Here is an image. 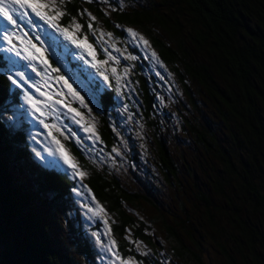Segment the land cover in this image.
<instances>
[{"label": "trees", "instance_id": "obj_1", "mask_svg": "<svg viewBox=\"0 0 264 264\" xmlns=\"http://www.w3.org/2000/svg\"><path fill=\"white\" fill-rule=\"evenodd\" d=\"M64 5L63 26L73 18L82 23L89 11L114 33L113 23L139 29L178 81L184 75L204 94L222 124L225 140L210 146L199 135L197 141L206 150L215 148L220 172L212 194L227 203V207L214 209L203 199L207 224L224 231L218 224L225 220L234 229L228 252L221 243L216 244L225 260L237 251L239 264H264V0H157L149 2V8L113 11L110 16L97 5L78 0ZM181 23L188 29L191 49ZM171 29L176 40L168 44L162 32L169 34ZM2 61L0 55V108L10 95ZM138 78L141 120L152 130L157 163L167 180V176H175V167L162 140L163 128L152 96ZM100 104L108 109L112 92L103 91ZM109 127L107 118L99 115L96 134L105 150L114 142ZM69 150L84 171L90 195L112 219L110 232L121 258L161 264L157 256H142L132 248L137 242L151 250L155 247L140 220L125 209L141 198L130 194L113 176L90 166L74 147ZM71 188L65 174L31 157L23 132L13 131L0 118V264H75L60 243L62 221L57 211ZM188 218L184 221L189 222ZM165 228L167 238L176 244L174 255L190 256L177 234ZM127 232L132 234L131 241L124 237ZM77 250L82 252L83 246Z\"/></svg>", "mask_w": 264, "mask_h": 264}, {"label": "rangeland", "instance_id": "obj_2", "mask_svg": "<svg viewBox=\"0 0 264 264\" xmlns=\"http://www.w3.org/2000/svg\"><path fill=\"white\" fill-rule=\"evenodd\" d=\"M78 1L97 5L106 16H110L113 11L149 8L147 4L157 0ZM64 2L68 0H63V3L59 0H49L53 7L46 9L47 14L54 16L56 11L64 12ZM85 14L82 23L72 19L65 26L60 25V19L64 15L56 17V23L68 27L69 31L80 39L87 36V43L93 45L98 61L107 59L102 51L104 48H107L113 57L118 58V63L110 60L107 65H100L101 70L109 76V84H103L97 76L96 83L91 84L86 92L81 93L88 107L82 106L79 99L73 98L56 76L73 75L77 82L87 83L85 76L88 72H95V69H90L88 66L81 69L80 65L83 62L65 56L66 49L57 50L59 63L49 57L53 66L60 67L61 72L50 73L47 80L36 77L30 68L25 67L27 62L19 58H14L17 60V65L13 67L5 59L11 54L0 50L3 59L2 74L6 77L9 74L4 72L5 67L11 68L12 72L26 71L34 80L40 81V87L46 95L62 100L60 105L47 107L46 105H51V101L35 93L34 89H30L29 91L37 99L44 101L41 107L46 115L39 117L38 114L34 115L30 106L26 104L23 91L8 80L9 99L0 108L1 120L13 131L24 133L31 157L42 165L62 172L71 181L72 188L57 210L62 221L61 245L75 264H121L119 254L113 256L112 252L105 251L111 246L113 252L118 253L116 241L110 232L112 219L90 195L84 184V175L82 177L75 175L73 170L67 169V166L60 161L59 153L55 156L49 155V150L56 152V145L48 135L49 130L39 124V119H44L50 125H56L50 130L64 145L65 152L78 166L79 171L84 173L71 155L69 146L74 147L90 166L113 176L130 194L141 198L131 205H126L125 209L140 220L144 232L151 236L150 241L155 243V247L151 250L143 243H134L132 248L137 253L140 251V254L145 256L144 253L148 252L151 257L157 256V261L161 264H225V262L239 264L237 251L225 260L216 245L221 243L223 249H227L228 252L227 244L233 246L234 229L225 220L218 224L220 227L223 226L224 231L218 228L211 229L205 214L204 198L209 201L210 208L227 207L223 197L219 198L212 194V184L220 172V162L218 155L215 154V148L206 150L205 145L197 141L199 135L210 146L215 142L223 143L225 140L222 124L210 102L186 76L181 75L180 83L167 65L160 60L159 64L156 62L152 57L155 51L139 29L113 23L112 27L116 29L114 33L105 29L100 20H92L91 17L94 16L91 12ZM4 23L6 22L0 18V25ZM90 23L95 34L89 30ZM76 24L81 25V28L77 29ZM181 25V29L185 31L186 45L191 49L188 29L185 24L181 23ZM128 29L136 32L138 36H143L148 44L144 45L141 41L133 39ZM101 32L104 33L103 36ZM108 33L112 34L111 37L107 36ZM29 34L33 35L31 32ZM162 37L168 44H173L176 40L172 29L169 30V34L162 32ZM72 47L75 50V46ZM115 49L120 51L117 52ZM79 54L86 55L84 50H80ZM132 56L136 59H131ZM113 66L117 68L115 75L111 72ZM116 76L120 78L119 83ZM138 77L142 78L152 96L153 107L159 116L158 123L163 128L162 140L175 167V176H167V180L157 163L152 143V130L146 128L141 120ZM97 84H99L98 90ZM117 88L120 89L119 93L116 91ZM105 90L112 92V104L106 110L102 109L100 104V95ZM67 106L76 108L82 114L81 117H75V120L80 121L79 124L72 118L73 114L67 111ZM99 115L107 118L109 128L114 135V142L109 150L103 149L96 134V120ZM84 127L89 128L90 131L85 132ZM113 148L117 149L119 155L112 151ZM227 155L230 157L229 154ZM90 208L95 210V214L89 211ZM184 213L189 217V222L184 221ZM165 226L173 230L179 241L188 247L191 251H189L190 256L174 255L172 248H175L176 244L167 238ZM94 233L99 235V240ZM131 236L132 234L127 232L124 237L127 241H131ZM112 241H115L114 245ZM79 246H83L82 252L77 250ZM123 261L124 264H139L129 258H123Z\"/></svg>", "mask_w": 264, "mask_h": 264}, {"label": "snow or ice", "instance_id": "obj_3", "mask_svg": "<svg viewBox=\"0 0 264 264\" xmlns=\"http://www.w3.org/2000/svg\"><path fill=\"white\" fill-rule=\"evenodd\" d=\"M63 3V0H59ZM53 7V4L49 3V0H0V18L6 23L0 25V50L5 53L11 54L5 57L13 67L17 65V60L14 58H19V60L26 61L25 67L30 68L31 72L35 74L36 77H43L47 80L50 73H60V67H54L51 63L49 57L60 61V57L57 55L58 49H66L64 55L72 57L73 59H78L83 63L80 65L81 69L84 66H88L90 69H95V72H88L85 76L84 82H77L73 75H57L56 79L62 81L63 87L68 89V93L76 99H79L80 104L84 107H88L85 103L84 95L82 92H86V89L91 86V84L96 83V77L98 76L103 84H109V76L105 71L101 70L100 65H107L109 61H114L118 63V58L113 57L107 48L102 49V51L107 56V59L103 61H98L96 59L97 53L92 44L87 43V36L82 39L78 38L76 35L72 34L68 27H62L56 23V17L63 16L65 13L63 11H56L54 16H49L46 9ZM30 10V11H29ZM95 20V17H91ZM75 18H73V21ZM77 29L81 28V25L76 24ZM89 30L93 31L91 23L88 25ZM129 35L133 39L141 41L144 45L148 44V41L144 39L143 36H138V34L131 29L127 30ZM33 33L30 35L29 33ZM104 33L101 32V36ZM111 33L107 36L111 37ZM75 46V50L73 47ZM80 50H84L86 55L79 54ZM119 52V49H115ZM90 57V58H89ZM152 57L156 59L159 64V59L153 52ZM131 59H136L132 56ZM127 71V69L125 70ZM4 72L9 73L7 79L12 83V85L20 88L23 91L25 102L30 106L32 113L38 114L39 117H45V112L43 111L41 105L44 101L37 99L35 95L29 91L34 89L35 93H39L41 97H45L46 100L51 101V105H46L47 107H52L55 105L62 104L61 99H54L53 96L46 95L40 87V81L34 80L32 76L26 71L17 70L12 72L11 68L5 67ZM111 72L113 75L116 74L117 68L112 67ZM91 77V79H89ZM117 83H119V76H116ZM79 89V90H78ZM99 89V84H97V90ZM116 91L119 93L120 89L117 88ZM67 111L73 114V119L75 117H81L82 114L77 111L76 108L67 106ZM77 124L80 123L79 120H75ZM39 124L43 126L44 129L49 130L48 135L52 138V142L56 145V152L49 150V155L55 156L59 153L60 161L62 164L67 166V169L73 170L75 175L83 176L84 173L78 170V166L70 159L69 154L64 150V145L53 135L51 128H55V124H48L44 119H39ZM85 132H89L90 129L84 127ZM91 138V137H90ZM114 153L119 155L116 148L112 150ZM66 169V170H67ZM93 211L94 209H89ZM94 235H97L94 233ZM97 239L100 237L97 235ZM138 243V242H137ZM115 244V241H112ZM106 252H112L113 256H118V253L113 252V248L108 246L105 249ZM147 254V253H145ZM121 259V264H124L123 258Z\"/></svg>", "mask_w": 264, "mask_h": 264}]
</instances>
